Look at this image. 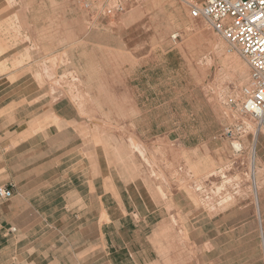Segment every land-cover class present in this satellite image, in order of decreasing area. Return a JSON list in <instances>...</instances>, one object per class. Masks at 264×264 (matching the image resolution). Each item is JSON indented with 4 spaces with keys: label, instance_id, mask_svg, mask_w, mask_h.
<instances>
[{
    "label": "rangeland",
    "instance_id": "374dc122",
    "mask_svg": "<svg viewBox=\"0 0 264 264\" xmlns=\"http://www.w3.org/2000/svg\"><path fill=\"white\" fill-rule=\"evenodd\" d=\"M181 1L0 0V264H264L250 67Z\"/></svg>",
    "mask_w": 264,
    "mask_h": 264
},
{
    "label": "built area",
    "instance_id": "2783aa9c",
    "mask_svg": "<svg viewBox=\"0 0 264 264\" xmlns=\"http://www.w3.org/2000/svg\"><path fill=\"white\" fill-rule=\"evenodd\" d=\"M189 5L193 17L206 20L248 63L249 83L239 106L264 128V0H203ZM13 196L11 187L0 186V199Z\"/></svg>",
    "mask_w": 264,
    "mask_h": 264
},
{
    "label": "crops",
    "instance_id": "0c3cea01",
    "mask_svg": "<svg viewBox=\"0 0 264 264\" xmlns=\"http://www.w3.org/2000/svg\"><path fill=\"white\" fill-rule=\"evenodd\" d=\"M55 112L61 117V118H63V120L65 121V122H71L72 121V119H70L69 117H66L65 115H62L59 111H56L55 110ZM1 118V117H0ZM25 122H27V123H29V121L28 120H25ZM27 129H28V126H26L25 127V130L24 131H27ZM50 129H52V128H47V130H50ZM55 129V128H54ZM67 129H70V127L69 128H67V127H64L63 128V131H65V130H67ZM10 132H11V130H9ZM9 131H6V133H8ZM15 132H18L17 130H14ZM4 132V131H3ZM62 132V131H61ZM38 135V134H37ZM36 135V136H37ZM48 135V134H47ZM56 136V130H55V133H54V137ZM35 136H33V137H30V139H27V140H25V141H23V142H21L19 145H17L14 149H12V151H15V152H17L16 150H17V148L20 146V145H22V144H24V143H26V142H30L33 138H34ZM44 141V140H43ZM33 149H30L29 151H32ZM10 185H12L11 186V188L13 189V191L14 192H16L17 193V196L18 197H24L23 196V193H22V191H21V188L18 186V183L17 182H11L10 183ZM101 199H102V197H101ZM103 202H104V199L102 200ZM119 210H120V207H119ZM108 211H109V208H108ZM215 261H216V258H213V259H211V262H209L210 264L212 263V262H214L215 263Z\"/></svg>",
    "mask_w": 264,
    "mask_h": 264
},
{
    "label": "bare ground",
    "instance_id": "6f19581e",
    "mask_svg": "<svg viewBox=\"0 0 264 264\" xmlns=\"http://www.w3.org/2000/svg\"><path fill=\"white\" fill-rule=\"evenodd\" d=\"M195 1V0H194ZM181 2H185V3H187L188 5L189 4H191L192 2H193V0L191 1V0H182ZM209 33V32H208ZM216 36V35H215ZM240 60V59H239ZM97 107V106H96ZM94 110V109H93ZM234 147H235V149H236V151H239L240 150V145L239 144H235L234 145ZM223 207V206H222Z\"/></svg>",
    "mask_w": 264,
    "mask_h": 264
}]
</instances>
